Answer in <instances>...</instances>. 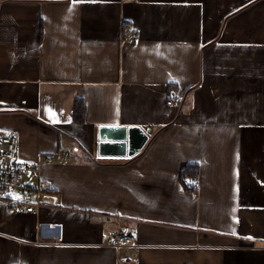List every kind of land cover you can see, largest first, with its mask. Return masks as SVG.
Segmentation results:
<instances>
[{"label": "crops", "instance_id": "0c3cea01", "mask_svg": "<svg viewBox=\"0 0 264 264\" xmlns=\"http://www.w3.org/2000/svg\"><path fill=\"white\" fill-rule=\"evenodd\" d=\"M101 124L150 138L102 156ZM12 130L51 187L35 213L0 208V264H264V0H0ZM124 223L138 240L117 249Z\"/></svg>", "mask_w": 264, "mask_h": 264}, {"label": "built area", "instance_id": "2783aa9c", "mask_svg": "<svg viewBox=\"0 0 264 264\" xmlns=\"http://www.w3.org/2000/svg\"><path fill=\"white\" fill-rule=\"evenodd\" d=\"M140 37V32L135 27L124 26L121 39L135 41ZM177 92L174 88L167 91V104L174 103ZM149 132L151 128L146 127ZM18 132L12 130L0 134V208L5 207L23 213H35L42 205V195L49 191L50 182L41 177L40 164L36 161L22 160L18 155ZM66 158V152H63ZM52 162V157H47ZM187 189L194 191L197 185L196 176L186 178ZM138 229L130 223H124L109 233V244L121 249L136 246ZM125 263H129L128 257Z\"/></svg>", "mask_w": 264, "mask_h": 264}, {"label": "water", "instance_id": "95a60500", "mask_svg": "<svg viewBox=\"0 0 264 264\" xmlns=\"http://www.w3.org/2000/svg\"><path fill=\"white\" fill-rule=\"evenodd\" d=\"M149 133L137 124H101L98 128V154L131 156L143 149Z\"/></svg>", "mask_w": 264, "mask_h": 264}, {"label": "trees", "instance_id": "16d2710c", "mask_svg": "<svg viewBox=\"0 0 264 264\" xmlns=\"http://www.w3.org/2000/svg\"><path fill=\"white\" fill-rule=\"evenodd\" d=\"M85 108L86 105L84 102L81 99H77L74 109V118L76 121H82L84 119ZM192 168H194V166H192ZM192 168L189 165L184 166L180 171L181 179H186V176H188V173Z\"/></svg>", "mask_w": 264, "mask_h": 264}]
</instances>
